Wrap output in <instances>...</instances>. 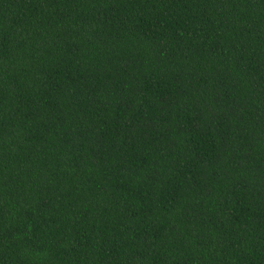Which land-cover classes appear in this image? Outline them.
Masks as SVG:
<instances>
[{
    "label": "trees",
    "instance_id": "trees-1",
    "mask_svg": "<svg viewBox=\"0 0 264 264\" xmlns=\"http://www.w3.org/2000/svg\"><path fill=\"white\" fill-rule=\"evenodd\" d=\"M0 264H264V0H0Z\"/></svg>",
    "mask_w": 264,
    "mask_h": 264
}]
</instances>
